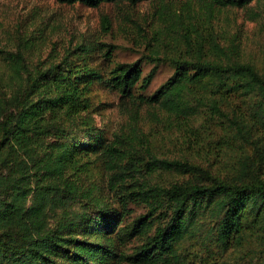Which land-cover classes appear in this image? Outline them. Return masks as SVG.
I'll list each match as a JSON object with an SVG mask.
<instances>
[{
	"label": "trees",
	"instance_id": "trees-1",
	"mask_svg": "<svg viewBox=\"0 0 264 264\" xmlns=\"http://www.w3.org/2000/svg\"><path fill=\"white\" fill-rule=\"evenodd\" d=\"M54 1L162 5L133 62L115 61L105 41L37 66L25 60L30 37L6 55L0 264H264V0ZM233 8L259 26L247 56L214 15ZM160 65L172 73L148 92ZM99 89L117 93L127 132L97 125ZM142 109L167 144L226 148L225 174L164 154L139 125ZM167 173L186 178L161 184Z\"/></svg>",
	"mask_w": 264,
	"mask_h": 264
},
{
	"label": "rangeland",
	"instance_id": "rangeland-1",
	"mask_svg": "<svg viewBox=\"0 0 264 264\" xmlns=\"http://www.w3.org/2000/svg\"><path fill=\"white\" fill-rule=\"evenodd\" d=\"M181 2L167 3L168 6L178 7ZM161 2L142 1L134 6L125 2L104 3L97 8L82 4L64 5L54 0H0V80L2 83L11 82L13 71L6 62L7 54H14L23 47L24 39L30 37L34 44L33 50L25 56L26 62L37 66L41 61L60 57L67 48L80 41H105L116 46L115 61L133 62L144 52L142 34L150 30L153 24V11ZM192 2V7L197 9ZM221 26H225L238 38L242 53L247 56L255 51L254 42L257 38L258 24L252 19L248 8L223 9L214 12ZM103 16L111 23L106 33L102 28ZM7 52V53H6ZM144 73L150 69L146 62L142 63ZM172 73L168 65H160L153 78L148 92H153ZM97 101L104 103L94 111V119L98 126L107 130L128 131V116L120 104L116 92L99 89ZM138 122L152 142L164 154L173 157H186L210 172L225 174L229 164L226 148L198 149L167 144L163 127L158 129L149 120L146 111L139 112ZM141 123V124H140ZM168 123L160 126L167 127ZM174 132V131H173ZM187 153V154H186ZM177 173H167L159 177L161 184L185 179ZM138 211V210H137Z\"/></svg>",
	"mask_w": 264,
	"mask_h": 264
}]
</instances>
